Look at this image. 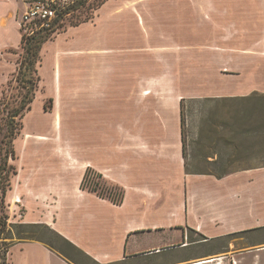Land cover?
<instances>
[{
	"label": "rangeland",
	"instance_id": "obj_1",
	"mask_svg": "<svg viewBox=\"0 0 264 264\" xmlns=\"http://www.w3.org/2000/svg\"><path fill=\"white\" fill-rule=\"evenodd\" d=\"M79 1L52 0L74 7L59 16L51 39L43 44L35 99L14 122L9 112L28 91L17 81L24 49L22 43L0 49V190L9 188L4 203L0 199V213L8 214V224L46 222L72 201L83 204L79 216L85 224L90 220L95 227L96 218L103 216V227L119 233L127 211L88 198L97 194L80 187V172L92 161L97 165L88 167L103 174L102 193H109L113 185L126 193L130 183L142 194L139 210L156 222L148 229L157 225L175 229L177 239L187 229L189 241L206 240L188 220L190 178L215 181L232 158L238 161L229 171L264 166V0H108L95 12L88 8L93 0L84 5ZM34 3L17 0L9 16L15 23L9 24L5 39L0 38V48L6 42L16 43L19 33L27 35L20 22ZM88 15L94 18L72 26ZM146 90L151 93L145 94ZM235 95L252 98L215 99ZM73 151L74 159L63 157ZM190 186L201 195L205 187L217 190L210 181ZM261 187L256 191V212L264 219ZM135 200L130 191L129 211ZM213 207L208 216L216 223L222 220L220 214L231 210L221 203ZM18 229L34 230L38 237L63 246L80 264H94L44 228L14 227L13 232ZM249 230L190 243L177 259L214 253L200 259H217L206 264H234V259L236 264H264V251L258 256L246 251L257 238L264 240V225ZM31 262L62 264L43 256L36 244L11 247L9 264Z\"/></svg>",
	"mask_w": 264,
	"mask_h": 264
},
{
	"label": "crops",
	"instance_id": "obj_2",
	"mask_svg": "<svg viewBox=\"0 0 264 264\" xmlns=\"http://www.w3.org/2000/svg\"><path fill=\"white\" fill-rule=\"evenodd\" d=\"M16 3L17 0H0V38L2 39H5V35L8 34L9 24L12 22L15 23V20L9 16H13V12L10 11L14 9L13 7L16 8ZM139 20L140 25L144 26L145 21L142 15H140ZM21 43L22 36L21 33H19V38L16 43L6 42L0 49L5 47H19ZM57 69L59 72L57 73V70H55L56 75L60 74L61 62ZM59 88L61 93V84ZM150 93V90L145 91V94ZM57 119L59 118L56 117V124L58 122ZM65 145H67V143ZM66 148L68 149L67 146L63 147L64 152L66 151ZM73 153L75 154L74 151L70 154L65 153L63 154V157L67 160H72L74 159ZM89 165H94L93 167H95L97 164L96 162L91 161L90 164H87L86 166L84 165L85 167L83 166V170L80 172L81 175L79 181H82ZM145 178L150 180L149 177ZM200 180L204 182L210 181L216 186L217 190L212 192L208 191L210 188L205 187L202 195L200 193H193L192 187L190 186L191 182H198ZM261 186L264 190V166L236 171L222 178H216L215 181L203 176L190 178L188 182L187 198L188 220L193 225L194 229L205 235L206 238V240H197L194 242L205 243L211 240H216L230 232L244 229H250L249 231H253L259 226L264 225V219L263 216H261L263 214H257L256 212L258 209L256 204L258 199L256 191ZM127 187L121 205H115L108 199L101 198L97 195L95 197H88L92 199L94 198L102 204L119 206L122 210L127 211L125 221L123 222V228L119 233H111L106 229V226L103 227L106 223L103 216H99L98 218L95 217L98 222L95 227H93L92 221L90 220L89 223L85 224L84 221L86 220L83 218L81 220L79 216V213L84 208L83 204L77 206L72 201L68 202L66 205L67 208H58L56 210V216L53 219H48L45 223L50 225L54 230L84 251L86 256L69 247L72 251L83 259L93 262L94 264H180L192 260L204 261L207 259H215H200L213 255L214 253H202L200 255L187 256L184 259H177V257L182 255L179 254L181 250H186V247H188L190 243H194L193 241H189L187 229L186 231H180L181 238L178 239L179 232L175 229H165L160 225L153 227V230L148 229L149 224L156 222L148 219L142 210H139V203L144 199L142 194L135 192L133 185H130V183ZM130 191H134L136 195V200L131 211L128 209V196ZM209 197L212 199H209ZM209 200H215V203H209ZM220 203L223 209L229 208L231 210L226 209V213L223 212L220 214L219 218L222 219L220 222H212L208 216V209L214 208L213 205L215 208H218ZM262 205H264V201L261 202V206ZM262 208L264 207L262 206ZM63 210H65V212L68 210V213L62 215L61 211ZM251 217L255 220L252 221ZM23 243L36 244L40 247L42 255L53 259V261L59 260L62 264L81 263L80 261H76L66 248L63 250L68 257L61 252L50 248L44 242L39 240H26L17 244L19 245ZM249 246L252 249L246 251H254L256 256H258L259 252L264 251V240L257 238V241L251 243ZM194 263L195 262H190L186 264ZM236 263V259H234V264ZM31 264L34 263L31 262Z\"/></svg>",
	"mask_w": 264,
	"mask_h": 264
},
{
	"label": "trees",
	"instance_id": "obj_3",
	"mask_svg": "<svg viewBox=\"0 0 264 264\" xmlns=\"http://www.w3.org/2000/svg\"><path fill=\"white\" fill-rule=\"evenodd\" d=\"M43 2L46 3L47 6L53 8L54 10H56V17L53 19L52 24L50 27L48 28H42L39 29L38 31H35L34 34L31 35H24L22 37V47L24 49V56L22 58V60L19 62V67H18V76H17V81L25 86L28 87V91L25 93V95L23 96L20 105L16 108L15 111H11L9 112V118L10 120H12V122H14L15 118L17 116L22 117L24 115V113L28 110L31 109V104L33 103L34 99H35V93L37 91L38 88V84L40 82V76L38 75V68H37V64L38 62L41 61V56H40V52L42 49V46L45 42H47L49 39H51L49 37V34L54 32L57 28V23L59 22V16L62 15L65 16L67 14L70 13V9L71 6L70 4H63V3H59L58 5L55 2H52V0H42ZM89 0H80L79 4H86ZM108 0H93L92 2L89 3L88 8L93 9V12H95L96 10H98L99 8H101ZM58 16V17H57ZM94 15H88L86 18H84L83 20L73 24L72 26H79L82 23L88 22L89 20L93 19ZM254 94L258 95V92H255ZM252 97L251 95L249 96H226V97H221V98H215L216 101H218L219 99L222 100H226V101H238V100H250ZM184 98L182 99L181 102V106H182V110H181V116H182V120L185 119V113L183 110V104H184ZM235 122L231 123V131L235 133V128L236 126H234ZM11 130V137L14 138L15 137V131H14V127L13 125L10 127ZM249 133H250V129H246L244 136L245 138L249 137ZM238 135V133H237ZM237 136H235L233 134V138H236ZM230 143L233 145L232 140L230 139ZM14 155V154H13ZM183 156L186 160L185 165H186V169L188 168L187 165V144L185 139L183 138ZM13 158H15V155L13 156ZM238 159L236 158H232L229 159L226 163V167L225 170L222 174L218 175L219 178H222L228 174L234 173L236 171H240V170H235L231 169L232 171H229L230 168H232L235 164V162H237ZM219 160H215L214 163L219 164ZM254 168V167H252ZM249 169V168H248ZM188 170V169H187ZM245 170V169H243ZM15 173V172H14ZM191 173H195L196 172H191ZM197 174H207V175H214V173L212 172H198ZM216 175V174H215ZM103 177V174L100 172H97L96 170H94L92 167H88L85 171V174L82 178L81 181V189L85 190L88 189L89 191L96 193L99 197L104 198V199H108L110 200L112 203L116 204V205H121L123 203L124 200V196H125V191L124 189H122L121 187L117 186V185H113L111 186V191L107 194L102 193L99 190V186H100V180ZM7 179V184L10 185V178H8V176L6 177ZM9 188H7V185L4 186V188L2 190H0V199L1 201L4 203V199L6 197L7 194V190ZM8 214L6 213H0V264H9L8 263V254L10 252V249L12 246L16 245L17 243L26 241V240H39L44 242L46 245H48L50 248L55 249L59 252H61L63 255H65L66 257H68L65 252H64V247L63 246H57L56 244H52L51 242H48L44 239H42L41 237H38L36 235V233L34 232V230H24V229H18L17 231H15V233L13 232V228L14 227H29L31 229L33 228H44L47 231H49L50 233L56 235L58 238H60L64 244L68 247L73 248L75 251H77L78 253L85 255L84 251H82L80 248H78L77 246H75L71 241H69L67 238H65L64 236H62L59 232H57L56 230H54L50 225H48L45 222H30V223H17V222H12L10 224H8ZM11 227L10 229L8 228ZM14 238H18V241H15ZM86 256V255H85ZM114 264H119V263H114Z\"/></svg>",
	"mask_w": 264,
	"mask_h": 264
},
{
	"label": "built area",
	"instance_id": "obj_4",
	"mask_svg": "<svg viewBox=\"0 0 264 264\" xmlns=\"http://www.w3.org/2000/svg\"><path fill=\"white\" fill-rule=\"evenodd\" d=\"M55 17L56 12L53 8L47 6L41 0H35L30 10L26 11L20 25L22 28H26L24 30L27 35H31L39 29L50 27Z\"/></svg>",
	"mask_w": 264,
	"mask_h": 264
},
{
	"label": "bare ground",
	"instance_id": "obj_5",
	"mask_svg": "<svg viewBox=\"0 0 264 264\" xmlns=\"http://www.w3.org/2000/svg\"><path fill=\"white\" fill-rule=\"evenodd\" d=\"M19 200V199H18ZM217 259H207V260H204V261H198V262H195L194 264H204V263H210L212 261H215Z\"/></svg>",
	"mask_w": 264,
	"mask_h": 264
}]
</instances>
